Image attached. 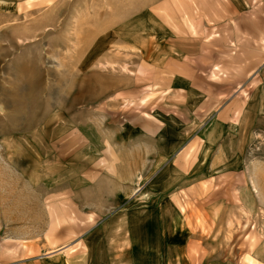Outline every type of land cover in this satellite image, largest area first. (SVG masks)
I'll use <instances>...</instances> for the list:
<instances>
[{
	"label": "rangeland",
	"instance_id": "obj_1",
	"mask_svg": "<svg viewBox=\"0 0 264 264\" xmlns=\"http://www.w3.org/2000/svg\"><path fill=\"white\" fill-rule=\"evenodd\" d=\"M93 229L97 264L151 229L157 264H264V0H0V264H90Z\"/></svg>",
	"mask_w": 264,
	"mask_h": 264
},
{
	"label": "crops",
	"instance_id": "obj_2",
	"mask_svg": "<svg viewBox=\"0 0 264 264\" xmlns=\"http://www.w3.org/2000/svg\"><path fill=\"white\" fill-rule=\"evenodd\" d=\"M167 177H168V174H166L165 176L159 175L160 184H163V185L159 186L157 188L152 187V192H151L152 194L159 195V196H164V195L168 196V197H163L159 201V203L156 205L158 212H160V221H159V227H158L160 229V231H162V229L165 228L166 222H169L168 225L172 229L179 225L178 220L174 221L171 219V221H168V220L164 219V217H165L164 212L169 210L170 207L179 211L177 201L175 199L176 194H174V193L169 194L171 192L170 188L174 185V180H172L171 183L167 184L168 183ZM175 179L179 180V176L176 177ZM165 182H167V183H165ZM164 184L166 186H164ZM156 202H158V200ZM128 226H130V224ZM154 226H156V227L158 226L157 221H156V224ZM95 231H96V229L95 230L93 229L92 233L88 234L82 240L83 243H88V245H89V249L87 247L88 251L85 250V252H83V253H85V254L87 253V255L90 256V258L92 260L90 264H97L95 262V259H97L96 245H97V243H100L101 241H103L107 238L105 235L99 236V235L95 234ZM154 231L155 230L151 229L148 231V233H150L149 235L141 237V239H143L141 244H148L146 246V248L138 245V241L134 240L135 238L132 235V234H134L133 232H132V234H130V236H129V239H130L129 243L130 244L127 248L128 249L127 254L129 255V259L131 261L126 262L125 264H142V260H148V259L154 260L152 262V264H157V258H160L161 260H163L165 257L164 246L159 245L160 242L164 243V242H170L171 241V249H173L175 247V253L172 256V259H178L180 257L178 254V251H177L178 245L181 241L180 236L179 235H175V236L173 235V237L172 236L169 237V235L163 234V231H162V234L160 235L162 240L160 242L157 240H153V241H155L156 245H150V244H152V242L150 240L149 241L147 240V236L153 237ZM163 238H164V240H163ZM105 241L109 242V240H105ZM139 248L141 249L140 251H139ZM166 257H168V255ZM107 258L109 259V263L107 262V264H111L112 254H111V256H108ZM161 264H163V262H161Z\"/></svg>",
	"mask_w": 264,
	"mask_h": 264
}]
</instances>
